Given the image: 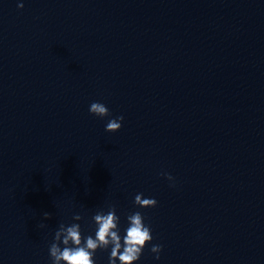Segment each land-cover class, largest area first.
<instances>
[{
    "label": "water",
    "instance_id": "1",
    "mask_svg": "<svg viewBox=\"0 0 264 264\" xmlns=\"http://www.w3.org/2000/svg\"><path fill=\"white\" fill-rule=\"evenodd\" d=\"M172 2L0 0V264H51L60 223L118 215Z\"/></svg>",
    "mask_w": 264,
    "mask_h": 264
},
{
    "label": "clouds",
    "instance_id": "2",
    "mask_svg": "<svg viewBox=\"0 0 264 264\" xmlns=\"http://www.w3.org/2000/svg\"><path fill=\"white\" fill-rule=\"evenodd\" d=\"M23 3H18L19 8H23ZM89 112L98 117L110 115L109 109L101 102H92ZM123 115L110 119L105 131L116 132L122 127ZM169 181L174 177L170 173L162 172ZM134 205L140 208L155 207L158 201L153 198H143V193H137L133 201ZM49 212H44L43 217L50 219ZM84 217L80 213H74L72 219L80 221ZM96 225L94 235L85 236L79 223L66 225L60 223L55 231L52 242L49 245V256L51 264H96L95 254L97 250H107L110 248L108 264H136L140 259L143 250L153 240L150 223H145V216L140 211H135L127 215L128 227L125 234H120V216L117 215L116 206L109 205L107 212L98 210L92 216ZM43 226V225H42ZM163 245L152 244L151 252L155 253V259H160Z\"/></svg>",
    "mask_w": 264,
    "mask_h": 264
}]
</instances>
